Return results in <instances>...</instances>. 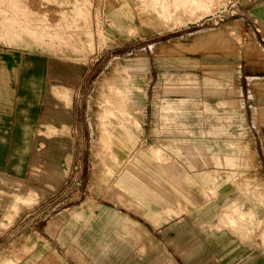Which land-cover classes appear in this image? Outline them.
Here are the masks:
<instances>
[{
  "label": "rangeland",
  "instance_id": "1",
  "mask_svg": "<svg viewBox=\"0 0 264 264\" xmlns=\"http://www.w3.org/2000/svg\"><path fill=\"white\" fill-rule=\"evenodd\" d=\"M153 1L83 0L91 36L86 34L88 28H82L79 45L70 37L67 42L48 36L34 41L24 32L6 36L3 25L15 32L12 25L18 23L10 11H0L4 19H0V61L7 62L13 73L14 90L19 94L14 103L24 110L25 136L24 142H18L24 149L12 157L13 180L0 179V199L8 201L0 204L4 233L0 252L7 254L27 244L28 233L48 230L57 214L64 219L130 213L142 219L143 225L144 220L156 226L168 223L156 230V253L142 256L141 264H150L149 256L156 258L155 264H182L183 233L191 250L196 249L198 226L190 221L183 227L181 215L217 193L219 199H215L227 205L233 199L229 194L235 191L243 194L246 203L233 202L223 208L217 227H228L251 246H264V27L250 11L261 0H211L210 5L170 11L166 18L161 16L163 20L154 18ZM3 4L10 6L8 0ZM25 4L35 14L29 23L38 22L37 15L46 24L60 25L68 35L75 31L63 18L61 9L67 5L54 0H26ZM124 5L128 10H120L125 18L121 30H109L107 17ZM21 12L16 14L24 15ZM98 18L101 29L96 27ZM34 57L81 66L79 77L70 85L71 100L64 106L67 126L50 139L39 132L46 130L44 96L34 79L26 80ZM116 70L138 80L142 89L134 104L138 120L136 130L131 131L132 157L124 163L120 155L117 165L107 154L99 121L101 104L110 99L105 83L113 81ZM179 73L180 84L171 80ZM47 76L44 93H52L50 86L61 83ZM24 80L28 93L22 90ZM28 95L29 101L39 102L32 121L27 118ZM167 99H185L192 108L182 118H168ZM207 101L221 108H212ZM58 104L64 102L58 100ZM117 106L123 111L124 101ZM216 126L231 131L217 132ZM41 140L60 155L55 170L40 158ZM249 207L262 218L258 219L263 225L261 235L254 230L244 236L234 229ZM226 215L224 225L221 218ZM191 255L190 263L194 261Z\"/></svg>",
  "mask_w": 264,
  "mask_h": 264
},
{
  "label": "crops",
  "instance_id": "2",
  "mask_svg": "<svg viewBox=\"0 0 264 264\" xmlns=\"http://www.w3.org/2000/svg\"><path fill=\"white\" fill-rule=\"evenodd\" d=\"M125 7L127 8V5ZM250 7L253 17L264 27V0L257 1ZM8 67L7 62L0 61V179L13 180L12 157L15 151L24 149V146L18 145V142L25 141L24 132L22 133L24 110L15 107V94L18 96L19 94L18 90H14L13 73ZM45 91V89L43 92L39 91V94L45 96ZM25 101L29 106L27 118L32 121L36 116L39 102L36 101L35 106L32 107L30 101L27 99ZM64 106L66 105L58 104L60 109L45 114V118L43 109L42 124L46 129L47 126H53L56 129L67 126L68 113ZM30 110L32 118L29 117ZM60 111L63 114L56 113ZM39 132L42 135L44 133L43 130ZM47 148L48 143H45L40 154L45 165L46 159L43 152ZM59 156L57 154L55 160L50 157L51 166L46 165L47 168L55 170L59 163ZM229 196L233 199L227 205L220 204L217 193L211 200L198 203L195 210L181 215L183 227L189 226L190 221L196 222L198 226L196 249L191 250L188 237L186 235V239L183 233L182 264H264V246H261L262 248L251 246L228 227H217L223 208L233 202L246 203L243 194L238 195L237 191L231 192ZM7 202L0 199V204H7ZM257 218L262 219L258 216ZM51 220V227L48 230H43L41 233L38 231L34 235L28 233L27 244L24 242L13 250H7V254L1 251L0 264H141L142 256L157 251L156 230L168 224L156 226L144 220L145 225H143L142 219L130 213L128 215L126 213L72 215L64 219L61 214H57ZM3 236L4 233L0 230V240ZM191 252H193L192 258L194 257L192 263H190ZM18 253L23 255L19 257ZM187 254H189V261L187 259L186 263ZM149 259L150 264H155L156 258L149 256Z\"/></svg>",
  "mask_w": 264,
  "mask_h": 264
},
{
  "label": "bare ground",
  "instance_id": "3",
  "mask_svg": "<svg viewBox=\"0 0 264 264\" xmlns=\"http://www.w3.org/2000/svg\"><path fill=\"white\" fill-rule=\"evenodd\" d=\"M6 1L7 0H0V5L1 4L4 5L3 3H5ZM54 1L58 3L59 5H67V7H63L61 9L62 13H64L63 18L67 22V24H69V27L75 28L74 32L71 33L70 31L68 35L64 33L60 25L56 24L52 26V25L46 24L45 22H42L43 17L42 19L40 18L41 19L40 20L37 15L35 16V19L38 22L29 23L28 18L33 17L32 15H35V14L30 13L31 11L29 12L28 9L26 8L25 6L26 0H8V3H9L8 5L10 6L9 7L7 6V8L0 6V11L2 12L6 10L7 13L10 11L13 15L12 16L13 20L16 21V23L18 24L17 26H15L16 24L14 26L12 25V28L15 32H11L12 29L8 27V25H3V27L6 28L4 30V33L6 34V36L14 37L24 32L34 41H37L36 39L38 40L40 39L43 41V38L45 36L47 38L48 36L50 37V39L51 37H61L62 39L65 38L64 40L68 42L69 37H70L71 39L75 40V42L78 45L82 44V40L80 39L81 35L79 33V31L81 32L82 28H85V27L88 28V30L86 31L87 32L86 34L91 36V31H89L90 17L88 16L87 8H85V5H84L85 3L83 2V0H54ZM210 3H211V0H207V1L205 0L203 1L201 0H156V1H153V4H155V7L153 8L154 12L152 13L154 14L155 19L157 17L156 20H163L161 16H163V18H166L168 14H170L169 13L170 11L174 12L176 9L178 11L180 9L191 10L192 6L195 4L210 5ZM178 4H182V6L176 7ZM17 8H19V10H17ZM121 8L127 9L126 7L121 6L120 9L110 13L109 16L107 17V23H108L107 26L109 30L112 29V31H115V32H118L121 30V26H122L121 22L125 19L123 15V11H120L122 10ZM20 11H23L24 15L16 14V12H20ZM2 17L3 15L0 16V19H3ZM96 27L98 29H101L99 18L97 19ZM129 29L131 30L132 27H129ZM89 43H91V40L89 41ZM72 49L74 50V48ZM31 65L32 67L27 73L26 80H28L29 78L34 79L36 82L38 92L39 91L43 92L44 89L47 91L46 83L44 82V78L47 75H49V77L54 81V83L55 81H58V83L59 82L61 83V86L59 84L50 86L52 93L50 91L45 93V96H44V118H45V114L52 113L55 109L56 110L60 109L58 107V100L60 102H64L65 105H67L70 102L71 97H72L71 92L73 90V89L71 90L70 85L75 83L77 78L79 77V67L81 68V66L77 67L74 65L61 64L55 61L44 62L42 59H38V58L33 59ZM116 71H117L116 77H114L113 81H109V82L106 81L105 83L106 89L110 92V93L106 92L105 94L109 96L110 99L107 98L106 101L101 104V115H100V120H99L101 133L104 136V140H105V149L107 150V154L109 155V157L114 158L115 165L119 164V158L121 156L125 161L124 163H126L128 160L131 159L130 157H132L130 150L134 149L133 148L134 146L133 137L134 136L131 133V131L134 132L136 130L134 129V125L137 123V120H138L137 118L138 114L135 111L134 104L136 103V100L138 99L139 95L141 94V90H142L138 80L135 81L134 79H129L127 73L120 74L119 72L120 70H116ZM171 80L177 81V83L180 84L181 81L183 80L181 73L174 74ZM22 85H23L22 90L28 93L27 91H28L29 86L27 85V83H25V80L22 83ZM131 95H134L135 97L131 98ZM26 99L28 101L30 100L29 95L28 97L26 96ZM121 100L124 101L125 103L123 111H121L117 106L118 101H121ZM35 102L30 101V103L32 104L31 105L32 107L35 106ZM207 103L208 105H212L210 106L212 108H216V109L221 108V105L216 102L207 101ZM164 105L166 108V112L169 113L167 114L168 118H171L174 120L182 118V113L187 112V110L192 108V105L189 102H187V100L185 99L183 101L181 99L179 100L167 99L164 102ZM56 113L63 114L62 111L56 112ZM31 115H32V112L30 110V114H29L30 118H32ZM177 129H180V126H177ZM215 129L217 130V132H223L226 134H229L231 131L229 127L221 128V126H216ZM59 131L62 132L61 129H56L53 126H47V129L46 131H44L43 136L46 139H50L51 136L58 134ZM45 143H48V142L44 140L41 141V146L43 147ZM49 145L50 144L48 143V148L43 152L45 155V159H46V162H45L46 165L51 164L49 160L50 157L53 160H55L58 154L55 151H53L51 149L52 147H50ZM223 145L224 147H227L226 144H223ZM229 151H232V149L229 148ZM53 167L55 168V162H54ZM226 217L227 215L222 216L221 218V222L224 225H227V222L224 221ZM240 221L241 222L237 224L234 229L241 231L244 236L248 235V233H251V231H254V230H259L260 231L259 235L262 234V227H263L262 222L258 221L257 215L253 211L252 207L247 208L245 211L244 210L242 211V214L240 216ZM260 240L262 241V238H260L259 241ZM188 255L189 254L186 255V263H187Z\"/></svg>",
  "mask_w": 264,
  "mask_h": 264
}]
</instances>
